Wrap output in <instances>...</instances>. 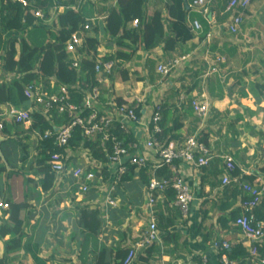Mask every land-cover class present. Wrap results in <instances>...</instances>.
<instances>
[{
  "label": "crops",
  "instance_id": "obj_1",
  "mask_svg": "<svg viewBox=\"0 0 264 264\" xmlns=\"http://www.w3.org/2000/svg\"><path fill=\"white\" fill-rule=\"evenodd\" d=\"M59 1L64 3L69 0ZM191 1L187 0V6L182 9L191 37L179 42L171 53L164 50L163 44L152 50H144L132 39L125 40L126 46H118L116 40L105 32L106 19L109 11L117 7V0H74L70 5L73 9L82 10L85 21L92 23L85 36H96L99 42L97 60H106V57L118 51L129 54L127 60L114 58L111 74L97 75L101 82L96 84L100 91L96 109L106 112L111 108V102L129 104L135 96L142 100L136 110L139 122L128 123L127 127L133 138L131 143H136L137 152L147 159V175L151 178L156 171L157 158L143 145L148 137V119L157 102H161L162 110L166 105L165 109L170 115L167 126L175 129L168 133L165 140L179 144L187 136H195L211 155L205 167L181 161L176 163V170L188 183L192 193L189 212L183 216L164 192H156L153 212L158 236L151 245L137 253L134 264H201L203 260L208 264H222L221 256L236 245H241L248 252L249 241L233 223V218L244 211L245 206L241 196H233L232 187L235 185L222 184L223 156L231 155L234 158L238 171L236 175L243 180L251 176L254 179L250 183L264 182L261 172L264 167V0H250L245 10L237 7L229 9L230 0H212L207 6L206 15L199 7L189 6ZM170 7L172 3L166 0H141L136 4L137 18L147 20L155 11H160L168 35L169 26L176 23L177 16L181 14L177 7ZM63 10L62 4L54 6L48 20L34 28L55 30L57 16ZM236 15H240L242 23L238 31L232 33L228 25ZM194 21L200 23L201 31L192 29ZM136 25L129 23L127 29L133 30ZM129 45L130 48L127 47ZM16 48L18 51L17 45ZM182 55L189 58L173 69L170 75L162 77L156 71L161 63ZM218 58L221 60L218 61ZM213 68L216 71H212ZM50 79L54 81V78ZM192 99L209 103L206 118L195 116L189 104ZM17 106L25 107L26 103ZM13 125L8 121L0 131V137L10 134ZM29 130L35 133L32 126ZM29 140L35 142L36 153L40 137H30ZM21 149L22 167L27 164L30 167L33 163L36 165L37 157L34 159L28 154L26 142L21 144ZM8 152L13 163L16 152ZM86 153L85 149L70 150L71 162L67 170L76 166L92 168L99 163ZM15 163L12 166L9 163L14 170ZM112 171L110 167L100 172L102 181L96 178L95 186L86 193H82L68 175H55L48 191L41 190L38 179L30 182L34 188L32 191L26 186L22 192L17 186L20 172L10 176L3 173L9 179L3 181L0 203L8 200L26 203V207L20 211V216L25 220L20 237L21 247L5 255L8 237L0 239V257H4V264H36L34 253L46 264H94L95 255H91V251L83 255L81 251L84 233L79 217L83 209L98 210L103 222L97 243L91 241L88 249L105 247L107 252L114 255L117 247L128 249L139 241L149 222L146 186L141 181L139 171L134 169L133 179L118 184L112 193L114 204L109 205L101 190L107 189ZM235 187L242 191L240 187ZM136 188H140L141 192ZM133 193H137L140 199L137 200ZM1 209L0 206V227L7 219L3 214L4 209ZM161 216L164 223L173 222L167 231L159 229ZM223 243L228 244V249L223 248ZM260 246L264 247V240ZM243 263L250 264V261Z\"/></svg>",
  "mask_w": 264,
  "mask_h": 264
},
{
  "label": "built area",
  "instance_id": "obj_2",
  "mask_svg": "<svg viewBox=\"0 0 264 264\" xmlns=\"http://www.w3.org/2000/svg\"><path fill=\"white\" fill-rule=\"evenodd\" d=\"M16 1L26 5L25 0ZM211 2L212 0H192L189 6L199 7L201 12L206 15L207 6ZM249 3L250 0H230L228 8L237 7L245 10ZM33 15L43 18L41 11H34ZM132 23L136 25L137 19L133 20ZM241 23L242 18L240 15L234 16L228 25L229 31L236 33ZM91 25V21L85 22L83 31L71 34L70 38L65 42L64 49L68 54L71 66L77 71L79 70L81 60L85 56L84 53L80 52L84 47L85 32L89 30ZM191 27L196 32L202 30L198 21H194ZM3 56L4 52L2 51L0 53V67L3 65ZM188 58V55H182L168 59L158 65L156 71L162 77H166L170 75L173 69L177 68ZM217 60L220 61L221 59L218 58ZM114 65V60L96 59L94 65L96 82H101L97 79V75L111 74ZM212 71H216L215 68ZM14 78V73L0 72V84L7 83L11 85ZM71 89H81V81H78L71 87L64 84L56 85L55 80L53 81L50 78L25 83L23 85L25 107L17 106L11 102L0 104V131L4 129L8 121L14 125H22L26 127L25 129H29L32 126L34 114H39L48 121L51 120L53 113H56L57 116H65L67 118L66 122L60 124L54 131L46 130L40 136V139L53 136V145L58 149V151L50 155L47 161L50 170L60 177L70 176L79 186L80 191L86 193L95 186L93 183H95L96 178L100 179H98L99 182L102 181V171L111 167L113 171L108 181L107 189L101 191L105 193L106 202L109 205H113L112 193L121 182L123 175L127 173V165L134 166L138 171L147 167V159L144 155L137 152V144L130 142L124 145V141L119 139L113 132L114 126L118 125L119 129L124 133L130 134L127 124L139 122L136 110L142 100L135 96L129 104L111 102V108L108 111L98 112L96 106L99 103L100 91L96 85L89 86V89L79 104H75L71 100ZM189 104L196 117L200 119L207 117L210 105L206 100L192 99L189 101ZM161 119L162 104L161 102H157L154 104L148 119V137L143 146L145 150L156 156L157 162L154 168L157 170L158 168L166 166L169 168L171 176L170 178L157 177L153 173L149 179L146 186V209L149 213L148 228L144 235L139 238V241L129 246L123 264H134L137 253L151 245L157 239V222L153 212V206L157 197L156 192H163L166 188L170 187L174 191V205L183 216L188 214L193 197L188 183L176 170V163L181 161L196 167H205L211 160L209 149L195 136H187L179 144L161 139ZM75 127L80 128L82 135V141L76 148L87 149L83 146L84 140L91 139L94 141L99 138L100 147L107 154V162L97 161L99 163L92 168L76 166L67 170L70 161L69 152L70 150L76 149L69 146V141ZM223 166L222 184L225 186H238L244 193L249 195V199L242 202L245 206L244 211L238 214L233 220L234 225L250 243L248 249L249 257L246 260H249L250 264H264V256H260L258 251L261 247V242L264 240V220H257L253 213L254 208L264 200V182L249 183L244 181L240 176L235 175L236 164L231 155L223 156ZM0 206L3 209L8 208L7 203H0ZM222 246L225 250L228 249L227 243H223ZM221 263L238 264L236 261L229 259L226 254L221 256ZM201 264L208 263L206 260H203Z\"/></svg>",
  "mask_w": 264,
  "mask_h": 264
},
{
  "label": "trees",
  "instance_id": "obj_3",
  "mask_svg": "<svg viewBox=\"0 0 264 264\" xmlns=\"http://www.w3.org/2000/svg\"><path fill=\"white\" fill-rule=\"evenodd\" d=\"M140 1L117 0V7L109 11L105 23V32L116 40L118 46H126L125 40L132 39L133 43L138 42L144 50H152L163 44L164 50L171 53L176 49L179 42H184L191 37L189 28L185 25L184 13L182 11L187 6V0H166L167 3H172L170 9H176L175 7H177L181 11L180 16H177V22L169 26L170 33L168 35L165 32L160 11H155L147 20L137 18L136 4ZM25 2L26 5L16 0H0V53L4 52V56L2 57L3 65L0 67V72L14 73L15 75L11 85L7 83L0 84V104L6 102H11L15 105L24 104L23 85L30 81L47 80L51 77L54 78L56 85L64 84L68 87L81 81V89H71L70 91L71 100L75 104H79L89 86L97 84L94 65L99 42L96 36H86L84 47L80 51L85 56L81 60L79 70L77 71L71 66L70 59L64 48L65 42L70 38L71 34L83 31V25L86 21L82 10L70 7L74 3V0L64 3H60L59 0H25ZM60 4L64 6V10L57 16L55 24L57 28L53 31L49 28L46 29L48 37L44 44L32 45L23 35L24 32H28L37 24L42 25L50 17V10ZM34 11H41L43 18L35 17L33 15ZM135 19H137L136 28L128 30V24L132 23ZM16 45L18 46V51ZM127 47L130 48V45ZM107 58L106 60H114V58L127 60L129 54L118 51L115 55ZM123 79L126 80V77L123 76ZM118 104H122L121 101ZM165 108L166 105L163 107V116L160 122L162 128L161 139L163 140L166 139L169 132L175 130L173 127L167 126L170 115L168 109ZM66 121L67 118L65 116H57L56 113H53L49 121L39 114H34L32 128L38 130L40 136H42L46 130L54 131V129ZM80 132L79 127H75L73 130L69 141V146L73 149L78 147L82 141ZM113 132L119 139L124 141V145L133 141L131 135L124 133L119 129L118 125L114 126ZM53 139V136L41 138L37 147L36 165L38 166V170L36 174L40 175L39 184L42 191L50 190L55 180V174L50 170L47 163L50 155L58 151L53 145ZM83 146L91 152L93 159L104 163L107 162V154L102 151L99 138L94 141L86 139ZM25 159L26 157L23 158V160ZM4 160L0 157V175L7 173L10 176L19 173L10 166L5 157ZM127 166V173L123 175L120 183L129 182L133 179L135 168L131 165ZM8 167L10 168L9 170ZM146 170V168L139 170V176L145 186H147L150 179ZM261 172L264 174V167L261 169ZM154 174L157 177L165 178H170L171 176V172L166 166L158 168ZM234 174H238L236 168ZM253 179L254 177L251 176L244 177V181L249 183ZM25 182H33V179H26ZM163 192L169 201H174V191L170 187L166 188ZM232 192L234 197L241 196L242 202L249 199L247 193L237 190L235 186L232 187ZM6 203L8 204V208L3 210V214L7 216V219L0 227V239L8 237L5 241V255L21 247L20 237L23 234L25 220L20 216V211L26 207V203L23 202L17 203L8 200ZM253 213L257 220H264V200L254 208ZM102 223L98 210H81L79 224L82 226L84 233L82 254L85 255L86 251H91V255H95L94 264H123L128 252L127 248L117 247L114 255L110 251L107 252L105 247H101L99 250L96 247L88 249L91 241L97 243V236ZM172 224L173 222L171 221L164 223L162 216L159 218V229L162 231H167ZM26 250L28 249L26 248ZM258 251L260 256H264V247H260ZM224 253L229 259L236 261L238 264H242L249 257L248 252L241 245H236L231 248V251L226 250ZM33 258L36 264H46L35 253L33 254ZM0 264H4V257H0Z\"/></svg>",
  "mask_w": 264,
  "mask_h": 264
},
{
  "label": "rangeland",
  "instance_id": "obj_4",
  "mask_svg": "<svg viewBox=\"0 0 264 264\" xmlns=\"http://www.w3.org/2000/svg\"><path fill=\"white\" fill-rule=\"evenodd\" d=\"M50 30H51V28H50ZM47 37H48L47 31L44 28H31L25 35V38L30 43H32V45L44 44L47 40ZM14 131H16L15 135H13ZM35 134L40 137L38 130H35V133H32L31 130L25 129L22 125H13L10 134H8L6 137H4L7 140L3 143L2 147H1L2 153L5 155V157L7 158L9 163L11 164V166L13 163L16 162L15 163V165H16L15 169L20 172V175H19L20 177L17 178V181L19 183L17 186H18V190L22 191V192H23V187L26 188V186L28 187L27 189L29 191H32L34 189L33 187L30 186V183L25 182L26 179H33V182H36V181H38V179L40 177L39 174H36V171L38 170V166L34 165V163H33L31 165L32 166L31 168H29V164H27L26 167H22V162H21V157L23 155V151L21 149V144L24 142H26V144H27L28 154L31 156V158L35 159L37 157V152L36 153L34 152L35 142L29 140L30 137H31V139H37L38 136H36ZM9 150H10V152L12 151V153L16 152L14 155V158H12L13 163L11 162L9 155H8ZM83 153H84V151H83ZM85 153L87 156L91 155V152L88 149H85ZM29 155H28V157H29ZM78 164H80V162H78ZM8 179L9 178H7L5 174L0 175V190H1V188L3 189V181L6 182V181H8ZM20 179H21V181H20ZM22 179H23V182H22ZM23 184H24V186H23ZM6 187H7V185H6ZM136 190L141 192L140 188H136ZM25 191H26V189H25ZM133 195H135L134 197L137 200L140 199V197L137 193H133ZM1 210H3V209H1Z\"/></svg>",
  "mask_w": 264,
  "mask_h": 264
},
{
  "label": "water",
  "instance_id": "obj_5",
  "mask_svg": "<svg viewBox=\"0 0 264 264\" xmlns=\"http://www.w3.org/2000/svg\"><path fill=\"white\" fill-rule=\"evenodd\" d=\"M5 141V138L3 137H0V145ZM0 157H2V159L4 160V157H3V154L1 152V149H0ZM5 161V160H4Z\"/></svg>",
  "mask_w": 264,
  "mask_h": 264
}]
</instances>
